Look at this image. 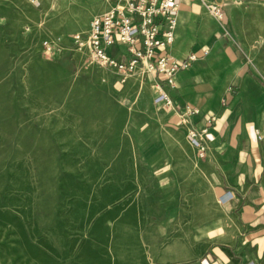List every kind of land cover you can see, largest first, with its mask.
Listing matches in <instances>:
<instances>
[{
  "label": "rangeland",
  "instance_id": "rangeland-1",
  "mask_svg": "<svg viewBox=\"0 0 264 264\" xmlns=\"http://www.w3.org/2000/svg\"><path fill=\"white\" fill-rule=\"evenodd\" d=\"M108 6L0 0V264H158L196 207L150 72L72 42Z\"/></svg>",
  "mask_w": 264,
  "mask_h": 264
},
{
  "label": "crops",
  "instance_id": "crops-1",
  "mask_svg": "<svg viewBox=\"0 0 264 264\" xmlns=\"http://www.w3.org/2000/svg\"><path fill=\"white\" fill-rule=\"evenodd\" d=\"M208 1L221 4V20L200 0L176 2L174 40L164 51L175 58L194 52L196 59L175 73L174 87L150 72L154 90L160 82L176 108H199L191 118L196 127L214 116L203 157L184 127L165 129L169 149L191 161L180 171L190 174L196 207L171 226L167 236L176 240L161 241L156 262L264 264V0ZM169 110V122L180 124Z\"/></svg>",
  "mask_w": 264,
  "mask_h": 264
},
{
  "label": "built area",
  "instance_id": "built-area-1",
  "mask_svg": "<svg viewBox=\"0 0 264 264\" xmlns=\"http://www.w3.org/2000/svg\"><path fill=\"white\" fill-rule=\"evenodd\" d=\"M34 3L36 0H28ZM108 8L93 15L85 31L71 35L72 42L78 47H87L91 59L97 64L114 68L123 74L142 65L155 73L170 87H174V75L186 69L196 59L194 52L183 58H175L164 51L174 40L176 25V2L178 0H106ZM208 14L216 20L223 17L222 6L218 2L200 0ZM46 51L54 46L47 40L42 42ZM123 46L125 55L118 51ZM203 53H206L204 50ZM123 56V57H122ZM154 103L175 109L178 121L184 125L188 142L196 148L197 155L203 157L206 150L204 136L207 124L214 116L204 115L205 125L196 127L191 121L193 115L200 113L198 107L183 105L176 108L172 97L156 83ZM257 133V131L255 130Z\"/></svg>",
  "mask_w": 264,
  "mask_h": 264
}]
</instances>
